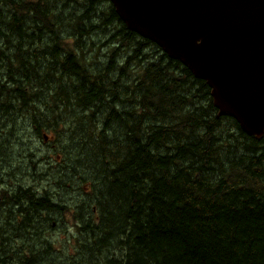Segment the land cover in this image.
<instances>
[{
	"label": "trees",
	"instance_id": "16d2710c",
	"mask_svg": "<svg viewBox=\"0 0 264 264\" xmlns=\"http://www.w3.org/2000/svg\"><path fill=\"white\" fill-rule=\"evenodd\" d=\"M14 111L41 142L47 133L66 173L60 191L28 194L37 236L17 227L22 241L1 240L0 264H264V134L215 116L207 84L129 31L107 0H0V125ZM66 133L75 168L61 154ZM35 152L24 146L11 164L34 165ZM85 166L92 179H69ZM54 235L82 258L57 257Z\"/></svg>",
	"mask_w": 264,
	"mask_h": 264
},
{
	"label": "water",
	"instance_id": "95a60500",
	"mask_svg": "<svg viewBox=\"0 0 264 264\" xmlns=\"http://www.w3.org/2000/svg\"><path fill=\"white\" fill-rule=\"evenodd\" d=\"M131 32L211 89L221 116L264 134V0H109Z\"/></svg>",
	"mask_w": 264,
	"mask_h": 264
},
{
	"label": "rangeland",
	"instance_id": "374dc122",
	"mask_svg": "<svg viewBox=\"0 0 264 264\" xmlns=\"http://www.w3.org/2000/svg\"><path fill=\"white\" fill-rule=\"evenodd\" d=\"M64 29H68V28L64 27ZM65 33H67V31H65ZM133 33H135V32H133ZM106 34L109 35L110 32H106ZM135 34L137 35V33H135ZM104 38L107 39L106 36ZM94 39L92 40V42L95 41V44L105 42L104 41L105 39H103L102 36H98V38L94 37ZM104 53H105V51H103V54ZM100 56H102V54L98 56L99 58L95 61L94 67L98 65V62H100L101 63L100 68L102 69L104 63L106 62V59H104V57H100ZM116 68H117V66L115 67V69ZM86 74H90V73H86ZM133 74H134V72H133ZM35 76H38V75H35ZM35 76H32V77L34 78ZM66 94H68V93H66ZM69 96L70 95L68 94V97ZM17 114H18L17 111H14V113L13 112L11 113V116H10L11 125H9V126H12V121L18 117ZM16 115H17V117H16ZM215 116H218V115H215ZM2 120H5V122H6V119H2ZM15 121H16V128L22 129V131H18L19 136L17 134L19 142L25 144L26 141L30 138L31 142H32V144L31 143L28 144L30 146V148L34 152H35V150H42L41 152H35L36 156H35V158H32V159H34L36 162H38L40 164L46 163L45 178L43 176V169L41 167H38V168L34 167V165H32V163H29L30 159H25L24 161L20 160L19 163H14V165L19 164V166L21 168V171L18 174V183H17L18 186L24 187V188L30 189V190H37V191L41 190L42 188L60 191V189L57 186H53V183L56 179H59L61 181V176L63 174L62 170H65V169L62 168L63 165H62V161L60 160V154H57L55 144L50 143L49 137H48L49 138L48 142H41L40 138L35 137L32 130L30 129V123L22 122L21 120H18V119H15ZM5 122L3 121V125L7 126L8 124ZM222 124L225 126V129L229 128V122L226 121V118L223 119ZM13 129H14V127L8 128V130H13ZM14 133H16V131ZM45 135H47V133ZM64 138L65 139L60 140L62 157L64 156L65 159H68L70 161L69 163L72 162L73 163L72 167L75 168V165L77 164V163H75V161L78 158L77 157L78 152L74 150V144H73V140L71 142V136L67 135V133H66ZM9 140L12 143L10 142L9 143L10 145L7 147ZM17 143L18 142L16 140H13L12 134H5L4 138L0 141V147H1L0 152H2L1 161H0V172L1 171L2 172L0 173V175H2V174L8 175V172L10 170V166L12 163V157L14 155V153H13V155H11V159H9V165H8V151H10V148L13 146V144L17 145ZM76 147L84 148L85 146L77 145ZM88 148L91 149L90 147H88ZM13 150L14 149H12L11 152H13ZM16 158L17 157H14V159H16ZM85 159H87V157L82 158L81 159L82 162H84ZM27 164H30V166L31 165L32 166L30 168H28ZM87 168H90V167L85 166L83 169L84 172L79 171L75 174V176H78V174H79V176L82 178L87 177L88 179H92L89 175H94V173L86 172ZM65 173H66V170L64 171V174ZM70 174L71 173H69L68 175L70 176ZM69 179H72V178H69ZM73 182H74V190L71 192V194H72V197H78L79 195H78V192L76 189V185L78 184L77 179H74ZM58 183L59 182H57V184ZM64 186L67 187L64 190H68V191L72 190V188H70V186H68V185H64ZM100 189L103 191L102 185L100 186ZM41 238H42V243L44 241L45 242L48 241V231L46 228H45V235L41 236ZM26 239H28V238H26ZM49 243L53 247L55 255L57 257H60L63 260H68L70 255H72L74 260H76V261H78V257H79V259L82 258V256L79 255L78 248L76 247L74 242H71V241L66 242L65 240H62L60 237H57L56 235H54V237L52 238V240Z\"/></svg>",
	"mask_w": 264,
	"mask_h": 264
},
{
	"label": "flooded vegetation",
	"instance_id": "af4514ba",
	"mask_svg": "<svg viewBox=\"0 0 264 264\" xmlns=\"http://www.w3.org/2000/svg\"><path fill=\"white\" fill-rule=\"evenodd\" d=\"M3 116V115H1ZM102 123H104L102 121ZM3 123L0 125V132L3 131ZM107 126V125H106ZM13 128L12 126L8 125V128ZM12 130H9V133ZM12 134V133H10ZM34 136L36 135L33 133ZM17 135H14V140H16L17 143V150L14 152L13 158L17 157V153L19 150L24 149V146H27V149L30 148L29 145H24L23 143L19 142L18 136L17 139H15ZM13 137V136H12ZM36 137H38L36 135ZM21 161H24L25 159H30L27 156H23L21 158ZM34 167L38 168L40 167V163L36 162L34 160ZM46 164V163H44ZM50 166V165H49ZM45 165H43V176L45 178L46 170ZM21 171V168L18 165L11 164L10 170L7 174L0 175V243H3L4 241L1 240H12V247L16 248L17 246H14V243H18L17 241L22 240H16L19 237L18 232H16V228L19 226H25L26 232L30 231L31 233V240L37 236V232L34 230V226L32 227L30 225L31 221L33 220V216L29 214L28 210V204H25L24 201H27V197H30L33 199V197L29 196L28 194H31L34 196L35 199H40L42 197H45L46 189L42 188L41 190H32L29 192V189H26L24 187L18 186V174ZM79 171L75 169L70 174V178L72 176H75V174ZM84 172V171H83ZM79 176V174H78ZM4 181V182H3ZM57 182H60L59 179H56L53 183V186H56ZM54 199L58 198V195L53 196ZM22 205V207H20ZM40 217L38 216V233L41 234V236L45 235V228L43 225V220L45 218L44 212L41 211ZM31 226V228H30ZM14 227V228H13ZM30 228V229H29Z\"/></svg>",
	"mask_w": 264,
	"mask_h": 264
},
{
	"label": "bare ground",
	"instance_id": "6f19581e",
	"mask_svg": "<svg viewBox=\"0 0 264 264\" xmlns=\"http://www.w3.org/2000/svg\"><path fill=\"white\" fill-rule=\"evenodd\" d=\"M42 138H43V141H42V142H48V139H49V138H48L47 135L44 134V136H43ZM42 138H41V139H42ZM0 148H1V147H0ZM2 164H3V163H2ZM1 172H2V171H1ZM1 172H0V173H1ZM18 239H19V238H18ZM11 261H12V260H11Z\"/></svg>",
	"mask_w": 264,
	"mask_h": 264
}]
</instances>
